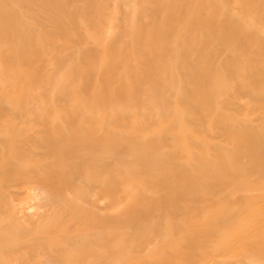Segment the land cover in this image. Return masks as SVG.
Returning a JSON list of instances; mask_svg holds the SVG:
<instances>
[{"label":"bare ground","instance_id":"1","mask_svg":"<svg viewBox=\"0 0 264 264\" xmlns=\"http://www.w3.org/2000/svg\"><path fill=\"white\" fill-rule=\"evenodd\" d=\"M252 1L0 0V264H158L173 225L264 264V125L239 115L264 110Z\"/></svg>","mask_w":264,"mask_h":264},{"label":"rangeland","instance_id":"2","mask_svg":"<svg viewBox=\"0 0 264 264\" xmlns=\"http://www.w3.org/2000/svg\"><path fill=\"white\" fill-rule=\"evenodd\" d=\"M87 1V0H86ZM257 3H256V2ZM255 1H252L251 3H254V4H256L257 6V12H258V14H259V11L261 12L262 11V9H263V7L264 6H262L264 3L263 2H261V0H260V2L262 3H260L259 1H257V0H255ZM89 2L91 3V0H89ZM261 4V5H259V3ZM86 3H88V2H86ZM85 4V3H84ZM86 5H89V4H86ZM250 5V6H249ZM253 6V4L251 5V4H248V6H247V8L245 9L246 11V13H248L249 11H250V13L253 11V8H251ZM260 6V7H259ZM85 8V7H84ZM83 8V9H84ZM87 8V7H86ZM254 8V9H255ZM85 10V9H84ZM264 12V9H263V11H262V13ZM249 13V14H250ZM261 13V14H262ZM82 16V15H81ZM262 16H263V14L261 15V17H260V19L259 20H253L252 22L250 21V22H248V24H249V26H248V24H247V26L249 27V28H251L252 27V29H250V32H252V30H253V32H255L256 31V29H257V31L259 32V30L260 29H262V32H263V28H264V25L263 26H260L261 25V23H263L264 22V20L262 19ZM90 18L87 16V18H86V22H89L90 23V21H87V20H89ZM261 20H263V22H261ZM86 22H84L83 24H87ZM258 22H259V24H258ZM264 24V23H263ZM247 26H246V28H247ZM256 28V29H255ZM246 31H249L248 29H246ZM256 31V32H257ZM261 32V31H260ZM249 33V32H248ZM261 34H264V33H261ZM262 37L264 38V35H262ZM57 39V37H54L53 38V40L54 39ZM56 39L54 40V41H56ZM52 40V39H51ZM57 41H58V39H57ZM247 40H245V42H242V43H247L246 42ZM250 41V40H249ZM253 41V42H252ZM254 41H256L255 39L253 40V39H251V41L249 42V43H252V45H254L253 43H254ZM263 40H261V42H257V44L258 43H260L259 45H262V44H264V42H262ZM262 43V44H261ZM256 43H255V45H257ZM261 68V70H262V68L263 67H260ZM259 71H260V69H259ZM55 89L57 90V92H58V90H59V88H57V87H55ZM55 89H53V92H55ZM238 99H239V97H238ZM244 99H245V97L242 99L241 98V100H242V102L244 101ZM240 100V99H239ZM241 102V101H240ZM250 103V104H249ZM248 103V107H246V108H243V109H239L240 110V112L242 113H240L239 115H241L242 117H246V118H248L249 119V121H251L250 122V124H251V127H252V124L255 126L256 124L257 125H260V124H262V125H264V122L262 121V120H264V110L262 111V109H260L261 107H262V105H261V107L259 108L256 104H253L252 102H249ZM253 105H254V107H256V108H254L253 107ZM256 105V106H255ZM261 110V111H260ZM245 112V113H244ZM260 112V113H259ZM240 116V117H241ZM244 117V118H245ZM263 119H262V118ZM261 125V126H262ZM253 126V127H254ZM260 126V127H261ZM259 127V128H260ZM255 128H257V127H255ZM255 128H253V130L255 129ZM263 129H264V127H262ZM252 129V128H251ZM214 130V129H213ZM213 130L211 131V133L213 134V137L210 135V137L208 138V140L210 141V142H216V141H220V145H223V143H225L223 146L224 147H228V148H231V147H229V146H227L228 144H230L229 142H228V140L230 141V139H228L226 136V139L224 138V136H222V134H220L222 131L220 130L219 131V129H218V131H217V128H215V130H214V132H213ZM257 130V129H256ZM259 130V129H258ZM257 130V131H258ZM257 131H255V132H257ZM262 131V130H261ZM260 131V132H261ZM220 132V133H219ZM200 133H202V135H204L205 133L204 132H200ZM224 134V133H223ZM256 135H257V133H255ZM255 134L254 135H252V137H254L255 136ZM200 135V134H199ZM198 134H196V136L197 137H199L200 138V136L202 137V135H200L199 136ZM205 136V135H204ZM260 136V135H259ZM259 136L257 137V136H255V137H257L258 139H259ZM206 138H207V136H206ZM254 140V141H253ZM252 141L255 143V139L253 138L252 139ZM257 141V140H256ZM259 141V140H258ZM242 149H244V150H246L244 147L242 148ZM242 149H239L238 148V150H241V153L240 154H244V150H242ZM213 150V149H212ZM213 151H210V153H212ZM240 152V151H239ZM223 158V159H222ZM221 160L222 161H225L224 160V157H221ZM199 173H200V171H199ZM207 180H209L208 178H207ZM203 181H205V183L207 182L208 183V181H206L205 179L203 180ZM204 183V184H205ZM214 188V187H213ZM210 188V190L211 191H207V192H213V197H214V199H213V202L216 200V202H219L218 204L217 203H215V204H217L218 206H220V205H224V203H223V201H225L224 199L221 201V199L223 198L221 195H219L218 194V191H221V190H218V187H216V188ZM216 189L218 190L217 191V193H216ZM167 189H165L164 191H166ZM207 192H205V194L208 196L209 194H207ZM209 196H211V195H209ZM221 198H219V197ZM240 194H235V195H232V198H233V203H234V201H235V203L234 204H236L237 202V206L236 207H240V204H241V206L242 205H244L243 204V202H241V200H239L240 199ZM130 200V197H126V198H124L123 199V203L124 202H127V201H129ZM237 201V202H236ZM222 202V203H221ZM123 203H121V204H123ZM204 201H197L196 203H192L190 206H189V209L190 210H193L192 209V207L194 206V204H197L200 208H204V210L203 209H200V208H198V210L196 211V210H194L195 212H196V214L197 215H200V216H204L205 214L206 215H208L209 214V212H208V207H206V206H204ZM120 204V205H121ZM178 204L179 203H172L171 205H170V209L171 208H176V206H178ZM245 204H246V202H245ZM181 205H183V204H179V206L178 207H180ZM185 206V205H184ZM177 207V208H178ZM206 207V208H205ZM172 210V209H171ZM263 210H264V208H263ZM262 210L260 209V211L259 212H261ZM220 211H218V213H219ZM259 212H258V214H259ZM222 213V212H221ZM263 214V215H262ZM178 216V215H177ZM263 216V218H264V211H262L258 216H255L256 218H260V217H262ZM208 217H209V215H208ZM253 218V220H255L256 218ZM150 218V220L152 219L151 217H149ZM214 218V217H213ZM212 216L209 218V220L211 221L212 219ZM252 218H249V219H251V221H253L252 220ZM148 219V218H147ZM146 219V220H147ZM177 220L179 221V219L177 218L176 219V221L175 222H177ZM241 222V220L240 219H238V218H234L233 219V221L232 222H230L229 221V224L232 226H234L235 224H237V225H235V227H233V228H237V229H239V228H242V225H243V223L241 222H239V221ZM248 220V219H247ZM148 221H149V219H148ZM152 221V220H151ZM250 221V220H249ZM250 221V222H251ZM146 222V224H148V227H149V225H150V221H149V223H147V221H145ZM254 222V221H253ZM235 223V224H234ZM239 224H241V225H239ZM192 225H193V223H192ZM191 224L189 225L190 227L192 226ZM189 226H187V228H189ZM175 229H177V227L175 226V225H173V227H170L169 229H166V230H164L163 232H162V234L160 235V237L157 239V240H155V245L153 246V248L155 249V251L157 250H159V248L161 247H165V246H167L166 248H165V250H163V249H161L160 248V251H158V253L157 254H154L155 255V259H156V257H159L160 259V261L157 259V261H159L158 262V264H214V262H213V260L214 259H216V260H214V261H218L219 260V262H215V264H220V262L222 261H224L225 259H229V257H230V254L232 255L233 254V252L232 253H229V255H228V253L227 254H225L224 252H220V251H218V249H220L219 248V243H221V242H223L222 240L223 239H225L226 238V236L224 235V234H221L219 237L218 236H214V237H211V236H208V238H206L205 237V239H206V241H207V243H209V244H211L212 243V245H210V248L211 249H209L208 247L209 246H206V248L207 249H209V253L211 254L210 256H211V258H210V256L208 255L209 253H206V251H202V250H207V249H197L195 246H196V244L194 245V243H193V241H191L190 242V240H187L186 238H185V236H184V238L183 237H181V236H183V234L181 235V234H178V233H176L177 232V230H175ZM176 231V232H175ZM187 231V230H186ZM188 232V231H187ZM246 232H248V231H246ZM250 232V231H249ZM248 232V234H249V238L250 237H253V236H255V234H252L253 236H251L250 234H251V232L249 233ZM170 233V234H169ZM185 233V232H184ZM192 233V232H191ZM178 234V235H177ZM187 234V233H186ZM190 233H188L187 235H189ZM175 235V236H177V240H175V242H177V243H179V244H176V245H174V244H171L172 243V239H173V236ZM209 237H211V238H209ZM247 238L246 240H247V242L249 241L250 243H254L255 242V239L254 238ZM211 239H214L213 241H215V242H210L211 241ZM252 239V240H251ZM251 240V241H250ZM253 240H254V242H253ZM187 241H189V242H187ZM232 241H233V244H230V245H233L231 248H235L234 247V245L237 243L236 242V240H232L231 239V241H230V243H232ZM241 241H245V240H241ZM261 241H263V240H261ZM246 242V244L248 245L249 243H247ZM256 242H257V240H256ZM257 243H259V241L257 242ZM193 244V245H192ZM238 244V243H237ZM244 244H245V242H244ZM179 245V246H178ZM254 245V247H257V246H255L256 244H253ZM258 245H263V247H264V241H263V243H261L260 242V244H258ZM246 246V245H245ZM249 246V245H248ZM195 247V248H194ZM205 247V246H204ZM244 247V246H243ZM262 247V246H261ZM262 247V248H263ZM199 248H202V247H199ZM248 248V247H247ZM250 248V247H249ZM259 248V247H258ZM203 252H204V255H202L203 254ZM216 255H215V254ZM217 253H219L218 255H217ZM222 253V254H221ZM214 254V255H213ZM251 254H253V253H251ZM151 255H152V257H154V255L153 254H150L149 256H150V258L149 259H152L153 260V258H151ZM157 255H159V256H157ZM207 255L209 256V257H207ZM229 256V257H228ZM233 256L234 255H232L231 257H230V259H235L236 260V256H234V258H233ZM224 257H225V259H224ZM208 258V259H207ZM210 258V259H209ZM238 258V257H237ZM254 258H256V256H254V254L253 255H249L248 256V258H247V260H254ZM212 260V262H210ZM246 260V261H247ZM155 261V260H154ZM210 263H209V262ZM229 261V260H228ZM231 261V260H230ZM221 262V263H222ZM232 262H234L233 260H232ZM231 263V262H230Z\"/></svg>","mask_w":264,"mask_h":264}]
</instances>
